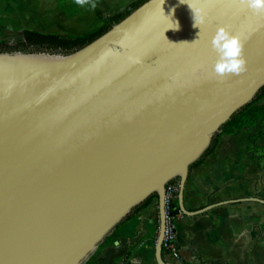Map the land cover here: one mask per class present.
Here are the masks:
<instances>
[{
    "label": "water",
    "instance_id": "obj_1",
    "mask_svg": "<svg viewBox=\"0 0 264 264\" xmlns=\"http://www.w3.org/2000/svg\"><path fill=\"white\" fill-rule=\"evenodd\" d=\"M221 27L241 37L247 61L223 80L211 46ZM263 87L264 14L237 0H147L73 52H0V264H84L154 193L155 258L168 264L176 178L185 214L264 204L184 206L191 165Z\"/></svg>",
    "mask_w": 264,
    "mask_h": 264
},
{
    "label": "crops",
    "instance_id": "obj_2",
    "mask_svg": "<svg viewBox=\"0 0 264 264\" xmlns=\"http://www.w3.org/2000/svg\"><path fill=\"white\" fill-rule=\"evenodd\" d=\"M133 1L10 0V4L23 5L20 14L24 19H41L39 7H46L45 13L54 19V27L86 35L104 24L98 9L109 14ZM31 23L30 27L39 28ZM263 128L264 123L259 120L233 133H222L214 152L190 170L184 188L187 210H199L224 200L264 199V135L253 137ZM159 224V203L155 198L112 230L85 264H157ZM174 228L183 263L167 253L164 259L168 264H197L199 258L206 264H264V204L260 202H233L195 215L181 212L174 218Z\"/></svg>",
    "mask_w": 264,
    "mask_h": 264
},
{
    "label": "trees",
    "instance_id": "obj_3",
    "mask_svg": "<svg viewBox=\"0 0 264 264\" xmlns=\"http://www.w3.org/2000/svg\"><path fill=\"white\" fill-rule=\"evenodd\" d=\"M147 0H135L119 11H116L111 14H107L103 12L101 9H98V17L104 20V24L86 34L74 37H66L61 36L59 34L53 33H43L38 31L32 30H24L20 39L15 42H7V41H0V52H13V51H23V52H55V53H70L79 48H82L86 44L92 42L106 31H108L113 25L117 24L119 21L124 19L128 14H130L134 9L139 7L142 3ZM264 99V87L261 88L259 93L245 107L241 108L238 112H236L232 118L225 123L221 131L217 133L210 145V147L206 150V152L195 162L191 165V170L203 164L206 159L209 157L211 153L214 152L216 149L220 137L222 133H233L236 129L242 128L246 125H252L257 121L261 120L264 123V103L262 100ZM264 135V128L253 137ZM179 182V178L172 180L170 183ZM178 192L174 200L172 201L171 207L169 209V213L172 215H177L179 213V200L177 197ZM157 198L158 195L156 193L149 196L144 202L140 205L135 207L132 212L126 217V220L130 219L134 215H136L140 210L145 208L148 204L151 203L153 199ZM168 252L163 249V256H165ZM200 262L197 264H206L202 262V258H199ZM189 264V263H185Z\"/></svg>",
    "mask_w": 264,
    "mask_h": 264
},
{
    "label": "clouds",
    "instance_id": "obj_4",
    "mask_svg": "<svg viewBox=\"0 0 264 264\" xmlns=\"http://www.w3.org/2000/svg\"><path fill=\"white\" fill-rule=\"evenodd\" d=\"M77 2L83 3V0H77ZM237 3L246 6L256 14H264V0H237ZM193 14V26L200 28V25L205 23V17L200 14L199 9H196ZM175 25L174 29L179 30V23L176 22ZM211 46L217 56L213 71L221 80L233 75L240 76L247 71V61L243 55L244 44L240 36L233 35L227 27H221L213 36Z\"/></svg>",
    "mask_w": 264,
    "mask_h": 264
},
{
    "label": "rangeland",
    "instance_id": "obj_5",
    "mask_svg": "<svg viewBox=\"0 0 264 264\" xmlns=\"http://www.w3.org/2000/svg\"><path fill=\"white\" fill-rule=\"evenodd\" d=\"M54 5L55 4H52V7H54ZM22 6V4L12 5L10 4V0H0V41L15 42L20 39L24 30H39L41 32L59 34L66 37L80 36L75 32L72 33L69 30L57 29L54 27V19L46 15V7L43 8V6L39 7L42 10L43 19L38 17L34 18L33 16H29L27 19H24L23 15L20 14ZM103 12L105 11L103 10ZM30 22L33 24L36 23L40 29L38 27H30ZM47 24H52L51 26L53 27H47ZM96 29L98 28L95 27L92 31ZM85 34H87V32ZM262 102L264 103V99Z\"/></svg>",
    "mask_w": 264,
    "mask_h": 264
},
{
    "label": "built area",
    "instance_id": "obj_6",
    "mask_svg": "<svg viewBox=\"0 0 264 264\" xmlns=\"http://www.w3.org/2000/svg\"><path fill=\"white\" fill-rule=\"evenodd\" d=\"M179 190V182L169 183L167 186V196H166V230L163 241V249H165L169 254L173 255L179 262L183 263V258L181 257L177 247H176V231L174 228V218L176 215L169 213L172 201L174 200L176 193ZM182 211L179 210V213Z\"/></svg>",
    "mask_w": 264,
    "mask_h": 264
}]
</instances>
